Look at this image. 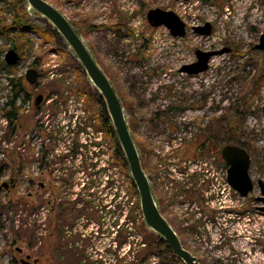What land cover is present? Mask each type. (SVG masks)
Segmentation results:
<instances>
[{"label":"rangeland","instance_id":"374dc122","mask_svg":"<svg viewBox=\"0 0 264 264\" xmlns=\"http://www.w3.org/2000/svg\"><path fill=\"white\" fill-rule=\"evenodd\" d=\"M47 1L74 24L111 79L130 130L132 118L137 121L133 138L145 171L148 161L155 166L159 151L168 155L176 150L166 143L169 128H174L172 114L187 109V117L175 121L178 138L184 144L175 157L176 164L165 168L158 194L166 191L181 196V190L192 188L194 171L186 166L189 160L181 153L188 137H194L209 120L215 121L216 135L220 134L222 141L246 149L256 186L246 198L232 189L230 228L211 226L209 210L203 214L207 217L203 225L199 223L203 219L200 210L191 212L189 227L194 229H182L178 214L186 210L179 205L164 215L200 264H214L211 252L215 249L221 264H264V252L255 253L259 241L264 243V212L259 211L264 204L257 201L261 197L257 182L264 181V51L257 48L264 32V0ZM155 8L175 12L187 25L186 36L176 38L164 26L152 27L147 13ZM12 9L0 1V25L2 18L11 19ZM252 18L255 25L250 23ZM27 20V30L15 38L0 35V264H22L28 256L31 263L38 259V264H182L146 227L143 217L146 230L140 229L136 205L140 208V198L130 189L127 164L117 162L113 144L103 132L97 115L98 92L88 82L84 95L74 93L75 88L86 84L75 54L45 19L29 16ZM208 24L209 34L193 30ZM10 49L20 55L14 66L4 60ZM197 50L219 54L201 74L180 72L182 66L197 60ZM29 69L40 74L35 85L26 80ZM55 79L63 82L69 94L66 103L60 101ZM15 92L19 93L16 99ZM40 94L44 101L37 107L35 99ZM12 103L22 114L11 123L6 114L14 109ZM186 124L191 125L187 132L180 129ZM231 128L238 130L235 140ZM150 138L153 155L148 148ZM81 145L86 149L82 158ZM41 149L49 151L51 169L61 170L54 173L56 177L64 176V168L69 169L67 175L71 172V181L57 184V188L64 192L67 186L71 203L79 196L93 208L55 234L49 227V173H38L37 160L42 154L37 153ZM85 166L92 170L82 171ZM97 171L102 177L98 183H90V173ZM37 178L45 181L38 203L37 184L32 183ZM4 183L7 188L2 187ZM94 194L103 209L97 207L101 203L94 201ZM25 201L33 206L25 207ZM112 201L118 202L119 239L115 235L101 239L97 232L106 225L111 233L117 229L112 223ZM108 207L110 213L106 214ZM93 211L99 216L87 223ZM55 253L58 256L53 260ZM232 256H238L239 261H225ZM81 257L83 260L76 262Z\"/></svg>","mask_w":264,"mask_h":264},{"label":"water","instance_id":"95a60500","mask_svg":"<svg viewBox=\"0 0 264 264\" xmlns=\"http://www.w3.org/2000/svg\"><path fill=\"white\" fill-rule=\"evenodd\" d=\"M25 1L29 16L45 19L65 40L84 70L88 81L104 101L108 117L117 137L118 146L129 168L131 180L138 192L140 209L146 227L164 241L170 247L174 256L182 261L183 264H200L198 258L183 246L178 233L162 214L155 200L149 177L143 169L142 159L131 134L123 102L111 79L97 62L82 35L74 27L69 18L47 0ZM182 1L186 2L189 0ZM147 20L152 27H166L173 37L182 38L187 34L186 23L173 11L161 8L151 9L147 13ZM193 30L201 34H209L211 27L208 24L205 28L194 27ZM257 48L264 51V32L261 35ZM216 54L219 53L197 50V60L191 64L182 66L180 72L188 75L201 74L209 69V62ZM4 60L8 66H14L19 63L20 55L15 49H10L6 53ZM25 77L30 85H35L38 83L40 74L36 69H29ZM43 101L44 96L40 94L35 99V105L38 107ZM223 158L229 166L228 180L232 189L240 197H248L256 186L250 175L252 164L250 154L243 147L230 144L224 147ZM257 186L261 192V197L257 198V201L264 204V181L259 180ZM2 187L7 188L8 185L4 183ZM259 211L264 212V206L260 207ZM30 258L28 256L26 260H22V264L37 262V260H34L31 263Z\"/></svg>","mask_w":264,"mask_h":264},{"label":"flooded vegetation","instance_id":"af4514ba","mask_svg":"<svg viewBox=\"0 0 264 264\" xmlns=\"http://www.w3.org/2000/svg\"><path fill=\"white\" fill-rule=\"evenodd\" d=\"M172 119L175 121L181 120L185 117H187V109H178L177 111L173 112ZM206 115V114H205ZM207 118V117H205ZM226 124L227 120L226 118H223ZM173 123V130L171 128H167L169 132V136L166 137V143L170 144L171 149H176L175 151H172L170 154H166L162 151H159L158 156L155 157V166L154 164L150 163L149 161L146 163V173L149 177V180L151 182L153 193L155 200L158 199V205L161 209L162 214L169 213V209H173V207L176 205H179V207L184 208L186 213L183 211L182 214H178L179 220L181 221V227L182 229L188 228L190 225L189 218H191L193 215L191 212L194 210H200L198 213L202 218L203 214H205L206 211L209 212V221L211 223V226L214 227H220L222 230H227V228H230L233 224V221H231L230 217V206H231V198H232V187L228 180V169L229 166L226 164L224 158H223V149L225 146L230 145V143H227L226 141H222L220 138V134L216 135V129H215V121L209 120L207 125H204L201 129H198V131L194 134V137H188V140L186 141L185 146L183 147L182 155L186 156V158L189 160V162H186L187 167L191 168L194 171L193 174V181H192V188L188 189V191L181 190V196L178 194L172 195V193L164 192L162 195L161 193L158 194L160 188L159 185L162 182L163 175L165 174V168L167 166L173 165L175 163V157L178 156L179 148H181L182 144L184 142L180 141L181 138H178V135H180L179 130L177 129L176 125L177 123ZM221 121V119L218 120V122ZM221 123V122H219ZM136 125L137 121L134 119V117L131 120V134L133 137L136 135ZM191 125L186 124L182 125L181 130H185L186 132L191 128ZM169 127V124H168ZM160 135L162 134L161 131L158 132ZM190 138V139H189ZM135 140V138H134ZM150 145L148 148H150V154L153 155V145L152 138H150ZM161 142V141H160ZM165 143V142H164ZM179 143V144H178ZM135 144L137 146V142L135 140ZM160 147V146H159ZM138 148V147H137ZM161 148V147H160ZM139 151V150H138ZM41 152V153H40ZM76 152V150H75ZM86 149L83 145L80 147V157H83V154L85 155ZM42 154L41 160H37V163L40 165L38 167V173H49L48 183H49V198H48V205L50 207L49 210V227L50 231H52V234H55L61 230H63V227L65 224L70 223V221H76L79 220L83 215H85V210H93L92 206L89 208L86 200L76 197L74 203L70 202V189L65 186L64 192H62V189L57 188V184H64L69 183L71 181L72 175L71 172L69 175V169H62L64 172V176L61 174V176L56 177L54 173L60 172L61 170L59 168L57 169H51V161L49 160L50 153L47 151V149H41L37 155L40 156ZM170 157V158H169ZM176 164V163H175ZM83 165V162H82ZM92 168V167H91ZM88 169L87 166L82 167V171L86 172ZM92 170V169H90ZM51 171V172H50ZM94 171V170H93ZM100 172H96L95 174L90 173V183H98V179L101 178ZM43 180H40V178L34 179L32 183H36V200L37 203L41 202L40 198V192L45 190ZM111 188V187H109ZM180 192V191H179ZM62 194V195H61ZM157 194V195H156ZM94 201L99 200L100 205H97V207H100L103 209V204L100 201L99 197H96L95 194L93 195ZM157 202V200H156ZM111 206V216L113 218V225L117 228L115 230L114 227H112V230H115V233H111L110 230L106 229L108 225H106L104 230H101L100 232H97L98 235L102 238L107 237L109 235H112L111 238H115L116 240L119 239V226H118V218H119V210H118V202L112 201ZM109 207L106 211V214H109ZM165 211V212H164ZM98 211H93V213L89 214V218L86 219L87 223L89 221L91 222L94 218L97 219L98 217ZM165 217V215H164ZM166 218V217H165ZM167 219V218H166ZM207 219V217H204L202 220L199 221L201 225L202 222H204ZM108 220V219H107ZM168 220V219H167ZM169 222V220H168ZM199 225V224H198ZM88 227V224L85 225ZM194 226L189 227V229H194ZM130 235V233H127ZM259 250L264 252V243L259 241V244L256 245L255 253H257ZM216 249L211 252V259L214 264H221V261H218ZM58 254H61L58 252ZM56 253L53 255V260L56 259L58 256ZM65 254V253H64ZM233 258L227 259L225 261H229L231 263H236L239 261L238 256H232ZM264 260V256L261 257ZM36 263L38 264V259ZM83 260V257L79 258L76 262H81Z\"/></svg>","mask_w":264,"mask_h":264},{"label":"trees","instance_id":"16d2710c","mask_svg":"<svg viewBox=\"0 0 264 264\" xmlns=\"http://www.w3.org/2000/svg\"><path fill=\"white\" fill-rule=\"evenodd\" d=\"M6 3H9L12 6V13L13 16L11 17V19H7V18H2L1 19V25H0V35H5V36H11L13 38H15V36H18L19 34H22L25 30H27V25H28V20L27 18L29 17L28 11H27V7H26V1L25 0H0ZM9 20V21H8ZM74 25V24H73ZM75 27V26H74ZM45 36V34L43 35V37ZM46 40H48L49 38L46 37ZM15 49L17 48V44H14ZM5 65V64H4ZM84 75V81L86 82V84H82L80 87H77L74 89V93L77 95H84L83 93V89L88 88L89 87V81L86 77L85 72H83ZM55 86H57V92L60 95V101H62L63 103H66L69 98V94H66V90L64 89L63 86V82L55 79ZM56 89V87H55ZM18 92L14 93V97L15 99L18 97ZM99 95V94H98ZM100 111L98 112V119H100L101 124H102V129L103 132L105 134V137L107 139H109L112 144H113V148L116 152L117 155V162L119 164H121V166H125V159L122 155V152L118 146V142H117V137L116 134L114 132V129L112 127L111 121L108 117V113L104 104V101L102 100V98L100 97ZM12 105L14 106V109L7 112L6 116L7 119L12 123V122H16L18 121V119L20 118L21 114H22V110L21 108H16L15 107V103H12ZM231 136H232V140L236 139V135L238 134V130L236 128H231L229 130ZM235 145H239L238 143ZM240 146V145H239ZM243 147V146H241ZM130 189H132L133 192V196H138V192L136 190V187L134 185V183L130 180ZM24 206H33V203H29L27 201L23 202ZM30 204V205H28ZM137 205V215L139 216V220L141 222L140 225V229L144 230L145 232V225L142 221V213L140 211V208ZM136 208V206H135ZM136 212V209H135ZM136 220V218H134V221ZM161 240V239H160ZM166 248L169 249V251L173 254L172 250L170 249V247L166 244ZM174 255V254H173ZM123 261H119L116 264H122ZM179 262L182 263V261L179 260ZM103 264V263H100ZM183 264V263H182Z\"/></svg>","mask_w":264,"mask_h":264},{"label":"bare ground","instance_id":"6f19581e","mask_svg":"<svg viewBox=\"0 0 264 264\" xmlns=\"http://www.w3.org/2000/svg\"><path fill=\"white\" fill-rule=\"evenodd\" d=\"M255 19L254 18H252L251 20H250V23L252 24V25H255ZM213 62L215 61V60H212Z\"/></svg>","mask_w":264,"mask_h":264}]
</instances>
